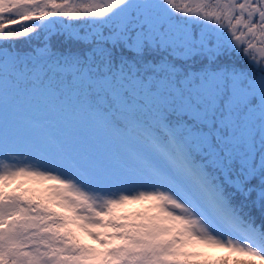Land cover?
Segmentation results:
<instances>
[{
	"label": "snow or ice",
	"instance_id": "obj_1",
	"mask_svg": "<svg viewBox=\"0 0 264 264\" xmlns=\"http://www.w3.org/2000/svg\"><path fill=\"white\" fill-rule=\"evenodd\" d=\"M0 264H264V0H0Z\"/></svg>",
	"mask_w": 264,
	"mask_h": 264
},
{
	"label": "trees",
	"instance_id": "obj_2",
	"mask_svg": "<svg viewBox=\"0 0 264 264\" xmlns=\"http://www.w3.org/2000/svg\"><path fill=\"white\" fill-rule=\"evenodd\" d=\"M215 255H223V253H217V254H215Z\"/></svg>",
	"mask_w": 264,
	"mask_h": 264
},
{
	"label": "rangeland",
	"instance_id": "obj_3",
	"mask_svg": "<svg viewBox=\"0 0 264 264\" xmlns=\"http://www.w3.org/2000/svg\"><path fill=\"white\" fill-rule=\"evenodd\" d=\"M214 254H217V253H214Z\"/></svg>",
	"mask_w": 264,
	"mask_h": 264
}]
</instances>
